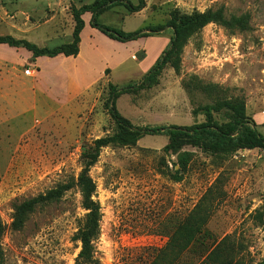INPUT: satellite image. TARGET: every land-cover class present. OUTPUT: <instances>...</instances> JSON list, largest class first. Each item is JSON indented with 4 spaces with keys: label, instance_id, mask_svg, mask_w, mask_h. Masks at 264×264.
I'll return each instance as SVG.
<instances>
[{
    "label": "rangeland",
    "instance_id": "374dc122",
    "mask_svg": "<svg viewBox=\"0 0 264 264\" xmlns=\"http://www.w3.org/2000/svg\"><path fill=\"white\" fill-rule=\"evenodd\" d=\"M90 1L0 0V36L41 47L70 42L71 10L62 9ZM145 1L146 8L135 13L116 5L98 23L135 32L166 25L174 10L191 14L211 9H223L227 20L238 21L206 26L184 47L179 72L169 63L157 85L121 95L118 112L141 128L192 126L206 122L204 108L214 105L217 96L243 98L247 116L264 135V0ZM172 34L166 28L134 40L122 56L129 57L139 45L142 49L91 84L55 87V69L48 63L47 82L37 83L35 72L31 78L26 74L34 70L32 64L12 69L0 63V221L6 226L0 264H76L81 243L75 236L88 213L80 187L38 207L20 230L12 226L14 206L77 181L84 151L118 132L107 107L110 84L117 89L138 86L169 47ZM0 54L17 60L14 52ZM107 57L112 60L113 54ZM208 84L222 91L201 88ZM214 119L228 122L229 111L214 112ZM170 143L166 135H146L135 146L101 150L90 171L101 208L99 264H206V248L227 236L233 264L263 261L264 227L253 215L264 205V150L215 151L211 137L196 136L177 139L166 152ZM198 205L210 216L201 244L181 255L165 252L177 227Z\"/></svg>",
    "mask_w": 264,
    "mask_h": 264
},
{
    "label": "trees",
    "instance_id": "16d2710c",
    "mask_svg": "<svg viewBox=\"0 0 264 264\" xmlns=\"http://www.w3.org/2000/svg\"><path fill=\"white\" fill-rule=\"evenodd\" d=\"M116 5L124 6L130 12L135 13L146 8V1L139 0V3L134 5L127 0H95L93 3L85 4L80 8L72 5L70 10L74 20V31L71 41L54 47H40L26 39H17L10 35L0 36V44H7L15 48H25L32 52L34 58L42 56L56 57L58 55L76 57L80 52L81 32L85 26L82 16L86 12L92 14L91 26L93 28L98 29L108 38L123 43L139 38H147L152 34H159L165 31L166 28H170L173 31L169 47L138 86L117 89V87L110 84V97L107 107L117 124L118 132L112 136L97 139L91 148L84 151L85 166L77 181L60 184L46 194L30 198L14 206L12 226L14 229L20 230L38 207L60 200L66 192L75 186L80 187L83 205L88 213L84 224L75 236L76 241L81 243V251L76 264H99L96 257V242L101 231V208L98 202L94 200L97 187L90 176V171L97 163L103 148L110 146H135L146 135H166L171 139V143L165 148L166 152L175 148L177 139L196 136L211 137L212 140L217 142V145H213L216 148L215 151L218 148L222 150L226 148L232 150H264V135L259 131L257 123L247 116L246 103L243 98L222 99L217 96L214 105L204 108L207 118L206 122L192 126L172 125L141 128L134 126L130 120L122 116L116 107V100L121 95L154 87L158 84L162 71L169 63L179 72L184 47L191 38L198 35L209 24L220 23L225 26H233L238 20L235 18L231 19V21L227 20L223 9H211L205 12L195 11L191 14H183L179 10H174L170 21L166 25L148 27L135 32H125L98 23V17ZM201 88L210 93L222 91L221 87L216 84L203 85ZM223 109L229 111L230 120L226 123H219L214 119V112H220ZM185 156L188 155L181 156L182 165L187 162ZM174 178L177 181L181 180L178 175H175ZM209 217V214L206 215L202 212L201 207L198 205L191 215L177 227L168 243V251L165 252L181 255L189 248L200 243L199 240L204 234L205 225ZM253 217L260 226L264 227V205L255 211ZM5 231L6 226L0 221V241ZM229 238L227 236L219 244L207 247L202 263L233 264L232 254L229 253L228 248ZM1 259L2 253L0 251ZM257 264H264V260Z\"/></svg>",
    "mask_w": 264,
    "mask_h": 264
},
{
    "label": "crops",
    "instance_id": "0c3cea01",
    "mask_svg": "<svg viewBox=\"0 0 264 264\" xmlns=\"http://www.w3.org/2000/svg\"><path fill=\"white\" fill-rule=\"evenodd\" d=\"M94 1L95 0H91L89 3H81L74 6L80 8L83 5L91 4ZM65 6L62 10H70V5L67 7ZM5 14L9 18L10 14L6 11ZM70 14L71 13H69L68 16ZM12 17L13 16H11V18ZM71 17L72 20L69 17V23L71 24L73 35L74 20L72 14ZM82 17L85 22V26L81 32L80 52L76 57L58 55L56 57L42 56L34 58L32 52L25 48H15L10 47L7 44H0V52H14L17 56V60L12 62L8 60V58L3 54H0V63H3V65L7 68L9 67L8 64H11L12 69L17 67L21 68L23 66L32 64L35 72V80L37 83L47 82V68L45 65L48 63L54 67L53 69H55V71H53V74L56 77L55 79H57L54 84L55 87H59L58 85H62L64 83L74 84L76 81L79 83L83 82L85 84H91L104 76L107 70L113 71L114 68L120 67L127 61V59L132 58L138 49H142L141 45L138 46L137 50L131 49L132 54H130L128 57L125 55L127 47H129L130 44H133L134 41L123 43L112 40L101 33L98 29L91 26L92 14L90 12L84 13ZM50 20L52 21L53 18L47 19V21ZM109 49L112 51H109ZM122 52H125L124 56H122ZM108 53L113 54L112 60L108 59ZM94 70L97 71V76L94 74ZM80 79H82V81Z\"/></svg>",
    "mask_w": 264,
    "mask_h": 264
},
{
    "label": "built area",
    "instance_id": "2783aa9c",
    "mask_svg": "<svg viewBox=\"0 0 264 264\" xmlns=\"http://www.w3.org/2000/svg\"><path fill=\"white\" fill-rule=\"evenodd\" d=\"M33 72H34V70H27V71H26V74H27L28 76H32V75H33Z\"/></svg>",
    "mask_w": 264,
    "mask_h": 264
}]
</instances>
